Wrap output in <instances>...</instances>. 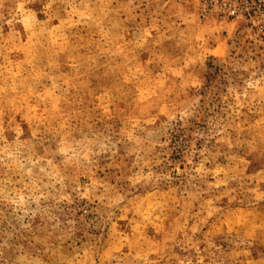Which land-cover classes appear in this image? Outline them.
<instances>
[{
    "label": "rangeland",
    "instance_id": "374dc122",
    "mask_svg": "<svg viewBox=\"0 0 264 264\" xmlns=\"http://www.w3.org/2000/svg\"><path fill=\"white\" fill-rule=\"evenodd\" d=\"M0 264H264V0H0Z\"/></svg>",
    "mask_w": 264,
    "mask_h": 264
}]
</instances>
